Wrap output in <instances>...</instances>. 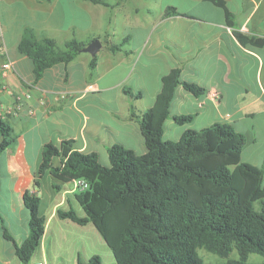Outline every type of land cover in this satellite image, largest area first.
I'll use <instances>...</instances> for the list:
<instances>
[{
    "label": "crops",
    "instance_id": "0c3cea01",
    "mask_svg": "<svg viewBox=\"0 0 264 264\" xmlns=\"http://www.w3.org/2000/svg\"><path fill=\"white\" fill-rule=\"evenodd\" d=\"M225 1L234 13L233 26L210 0H106L109 5L91 0H0V108L11 106L14 95L30 93L19 111L1 116L13 128L15 140L0 153V264H24L5 239L4 228L18 244L28 237L25 190L50 206L41 209L44 233L30 262L78 264L81 259L87 262L97 247H108L91 222L78 224L58 216V208L70 207L85 215L73 182L55 190L45 172L42 184L34 186L43 144L71 137L80 150L96 152L106 165L107 148L114 142L145 153L139 122L128 118L129 108L132 105L137 115L149 109L162 76L175 67L205 92L195 96L176 87L170 114L194 117L183 124L167 118L163 138L177 140L189 128L229 123L246 137L241 160L261 167L264 182V47L243 45L234 35L239 30L264 36V0ZM25 27L61 47L72 37L88 43L99 38L96 66L90 71L94 55L80 51L35 80L30 58L17 51ZM112 43H120V49L110 50ZM6 62L10 67L3 66ZM124 86L141 92V97H128Z\"/></svg>",
    "mask_w": 264,
    "mask_h": 264
},
{
    "label": "trees",
    "instance_id": "16d2710c",
    "mask_svg": "<svg viewBox=\"0 0 264 264\" xmlns=\"http://www.w3.org/2000/svg\"><path fill=\"white\" fill-rule=\"evenodd\" d=\"M109 5L106 0H91ZM120 1V0H118ZM224 10L226 23L234 25V13L225 0H210ZM243 45L264 47V36L234 30ZM88 41L75 37L61 47L56 40L38 38L25 27L17 51L30 58L34 79L52 65L73 60ZM121 44H109L112 51ZM96 55L89 61L96 66ZM154 104L141 115L129 108L130 119L139 122L147 151H135L120 142L107 148L109 164L100 162L94 151L84 152L73 138L58 144L46 141L34 177V186L48 172L52 187L84 178L88 187L78 191L77 201L85 215L73 208L57 209L60 218L78 224L91 222L114 256L113 264H203L197 249L226 257L235 247L239 259L219 264H264L247 262L248 254L264 256V182L262 169L241 160L246 144L243 133L226 122H214L200 129H186L177 140L163 139L164 121L172 117L183 124L194 114H170V101L177 86L195 96L205 92L199 84L184 79L179 67L161 78ZM132 99L141 92L124 86ZM0 153L15 140L13 128L0 118ZM23 203L29 210V235L20 244L4 228L16 255L28 264L40 246L45 227L42 197L25 190ZM258 203V208L254 203ZM78 264H101L99 255Z\"/></svg>",
    "mask_w": 264,
    "mask_h": 264
},
{
    "label": "rangeland",
    "instance_id": "374dc122",
    "mask_svg": "<svg viewBox=\"0 0 264 264\" xmlns=\"http://www.w3.org/2000/svg\"><path fill=\"white\" fill-rule=\"evenodd\" d=\"M70 4H71V0H70ZM0 10L2 11L3 9H0ZM74 17L79 19L80 15L75 13ZM76 21H78V20L76 19ZM1 116L2 115H0V118H1ZM23 125H24V127H26L25 124H23ZM167 132L168 131L166 130V134H167ZM41 184H42V181H41ZM1 192H2L1 193L2 194L1 195L2 198L7 196V190H6V186L5 185L4 186L2 185ZM4 201H5V198H4ZM254 206L256 208H258V203L255 202ZM45 208L48 209V208H50V206L47 205V203L44 202V203L41 204L40 209H45ZM95 254L100 256L101 264H112L115 261L113 253H112V250L109 249V247H106L105 249L103 247H97L95 249V251H94V255ZM197 254H198V257L202 260L203 264H219V263H223V262H225L227 260L239 259V254H238V251H237V249L235 247H233V249L230 251V253L226 257H222V256H219V255L214 254L212 252H209V251H207L204 248H198L197 249ZM81 261L84 262L83 259H81ZM263 261H264V256L259 254V253L251 252V253L248 254L247 262L260 263V262H263Z\"/></svg>",
    "mask_w": 264,
    "mask_h": 264
},
{
    "label": "built area",
    "instance_id": "2783aa9c",
    "mask_svg": "<svg viewBox=\"0 0 264 264\" xmlns=\"http://www.w3.org/2000/svg\"><path fill=\"white\" fill-rule=\"evenodd\" d=\"M10 65H11L10 62H6L3 64L4 67H10ZM89 88H93V86L90 85ZM29 97H30V93L14 95L13 104L11 106L0 108V115L4 116L5 114H8V113H16L23 107L24 98L27 99ZM72 182H73L74 189L77 190V192L84 190L88 187V182L84 178H77V179H74ZM28 264H45V263L29 262Z\"/></svg>",
    "mask_w": 264,
    "mask_h": 264
},
{
    "label": "water",
    "instance_id": "95a60500",
    "mask_svg": "<svg viewBox=\"0 0 264 264\" xmlns=\"http://www.w3.org/2000/svg\"><path fill=\"white\" fill-rule=\"evenodd\" d=\"M101 46L99 38L91 40L86 46H84L81 51L89 52L91 55H95Z\"/></svg>",
    "mask_w": 264,
    "mask_h": 264
}]
</instances>
